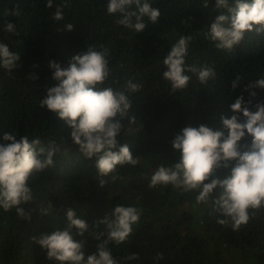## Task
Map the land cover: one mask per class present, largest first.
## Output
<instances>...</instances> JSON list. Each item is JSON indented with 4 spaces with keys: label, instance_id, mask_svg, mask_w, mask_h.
Segmentation results:
<instances>
[{
    "label": "trees",
    "instance_id": "obj_1",
    "mask_svg": "<svg viewBox=\"0 0 264 264\" xmlns=\"http://www.w3.org/2000/svg\"><path fill=\"white\" fill-rule=\"evenodd\" d=\"M65 2L53 0L48 8L47 0H0V41L21 56L11 73L0 69V134L11 131L59 148L55 166L30 179L35 199L20 207L31 220L19 219L15 209H0V264H57L32 238L67 227L68 208L88 223L83 237L73 230L74 238L84 243L85 256L96 253L97 245L107 239L106 226L99 221L113 219L117 205L135 207L140 213L125 242L108 244L118 264H264V208L250 210L249 222L233 231L231 225L217 223L223 218L213 205L219 190L207 203L198 204L196 190L185 192L171 184L149 187L159 166L179 161L172 141L183 128L205 125L223 130L220 117L234 115L230 106L239 97L253 112L264 103V89H251L255 97L244 90L264 78V34L246 33L232 52L217 49L205 33L219 15L228 13L217 9L215 0H208L207 7L204 0H149L161 15L156 24L145 17L147 27L140 33L117 23L119 13L107 12L109 0H67L63 20H53L56 8ZM17 7L19 16L5 17V11ZM5 21L15 25L17 34L3 31ZM67 24L73 31L64 30ZM181 36L192 37L186 66H208L216 76L201 84L196 73L188 72V86L173 92L163 78V60ZM101 46L109 50L111 69L101 87L125 90L129 80L141 85L139 91L127 93L128 116L135 119L123 121L119 137V144H127L139 163L118 165L107 177L99 176L95 158L79 153L65 122L40 106L46 89L57 84L50 61L66 67L73 56ZM237 76L240 81L233 90ZM241 143L250 144L251 137L246 134ZM224 173L219 169L215 175ZM49 205L52 210L43 214ZM131 255L138 259H127Z\"/></svg>",
    "mask_w": 264,
    "mask_h": 264
},
{
    "label": "clouds",
    "instance_id": "obj_2",
    "mask_svg": "<svg viewBox=\"0 0 264 264\" xmlns=\"http://www.w3.org/2000/svg\"><path fill=\"white\" fill-rule=\"evenodd\" d=\"M52 3L53 0H47L46 6L51 8ZM215 4L217 9H226L228 13L219 15L205 33L217 49L232 52L246 33L264 34V0H251L250 3L247 0H215ZM68 6L66 0L64 5L57 7L53 20H63V8ZM207 6L208 0H204V7ZM107 12L110 15L119 13L121 18L117 23L136 33L147 27L145 17L156 24L161 15L160 9L154 8L149 0H109ZM4 15L19 16L20 11L17 7L11 13L5 11ZM64 30L73 31V25L67 24ZM3 31L17 34L15 25L8 21ZM191 39V36H181L163 60L166 68L163 78L170 83L173 92L188 86L191 79L188 72L196 73L201 84L216 76L211 67L186 66ZM108 56L106 47L101 46V50L88 47L73 56L66 67L50 61L52 79L57 84L46 89L40 101L41 108L55 114L71 129L70 138L79 153L86 159L95 158V167L102 177L115 172L118 165L139 163L127 144H119V137L124 130L123 121L135 119L128 116L131 101L127 93L139 91L141 85L129 80L124 85L125 90L101 87L111 74ZM20 59L7 43L0 41V69L11 73L19 66ZM239 81V76L232 81L233 90ZM255 88L264 89V78L250 83L244 90ZM250 95L255 97L256 93L250 91ZM230 107L234 115L220 117L223 130L205 125L183 128L172 141L179 161L170 167L159 166L150 177L149 187L171 184L185 192L196 190L198 204L207 203L214 190H219L213 205L214 211L223 218L217 223L231 225L236 231L249 222L250 210L264 208V103L257 104L253 112L241 96ZM246 134L251 137L250 144L241 143ZM58 151L54 142L45 147L39 139L30 140L27 135L18 136L11 131L0 134V209L5 212L15 209L19 219L30 221L31 214L20 207L35 199L30 179L54 167ZM219 169L225 170L222 177L215 175ZM210 177L214 178L210 180ZM103 184L102 180L101 186ZM51 210L49 205L42 212L48 215ZM112 216L113 219L106 216L99 221L106 226L107 239L97 245L96 253L87 257L83 241L74 238L73 230L83 237L89 226L72 208L66 210L67 227L32 239L46 252V258L57 264H118L108 244L125 242L132 233V226L139 221L140 213L135 207L117 205ZM127 259L135 260L138 256L131 255Z\"/></svg>",
    "mask_w": 264,
    "mask_h": 264
}]
</instances>
